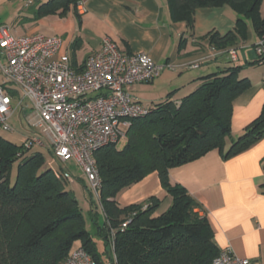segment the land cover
<instances>
[{
  "label": "trees",
  "instance_id": "16d2710c",
  "mask_svg": "<svg viewBox=\"0 0 264 264\" xmlns=\"http://www.w3.org/2000/svg\"><path fill=\"white\" fill-rule=\"evenodd\" d=\"M80 1L48 0L37 7L36 17H65L69 11L78 17ZM262 1L167 3L171 21L184 23L189 32L197 9L230 7L236 13L233 30L222 36L213 30L201 38L211 48L225 50L245 40L247 22L259 40L264 38ZM261 61L255 57L254 63L264 64ZM242 69L229 62L198 78V86L179 101L172 99L171 92L163 101L144 106L146 113L131 119L121 148L109 144L94 152L100 188L96 201L88 192L91 232L85 228L74 196L65 190L68 183L59 181L54 171L44 167L41 154L29 153L36 148L27 150L23 147L25 140L15 146L0 137V264H61L76 247L96 264H212L221 251L213 231L206 216L199 214L198 203L182 186L170 182L169 170L196 161L212 150L229 160L264 138L263 105L259 116L224 150L225 140L231 136L232 102L249 87V81L240 77ZM15 162L16 175L10 184ZM151 173L157 174L171 199L165 211L158 213L160 201L155 197L125 207L116 203L121 191ZM95 238L101 243L100 249Z\"/></svg>",
  "mask_w": 264,
  "mask_h": 264
},
{
  "label": "crops",
  "instance_id": "0c3cea01",
  "mask_svg": "<svg viewBox=\"0 0 264 264\" xmlns=\"http://www.w3.org/2000/svg\"><path fill=\"white\" fill-rule=\"evenodd\" d=\"M33 5L23 8L28 10ZM21 13L11 22L10 34L59 37V53L67 54L76 68L80 69L87 57L100 50L103 38L112 40L122 52L145 53L156 65L166 66L154 81L130 88L133 100L145 107L163 101L171 92L172 99L179 101L198 86V78L231 62L228 48L215 50L201 39L213 30L221 36L233 30L236 13L227 6L197 9L192 32L184 23L171 21L167 0H81L78 17L69 11L64 19H41L35 11L34 17L39 20L33 26H27L23 19L31 18ZM260 15L264 18V0ZM20 18L23 21L18 24ZM45 29L49 34L43 35ZM258 40L247 22L245 40L231 47L236 52L234 65L243 67L240 77L249 81V87L232 102L231 136L225 140V151L259 116L264 105V64L254 63L253 46ZM191 63H198V67H183ZM22 128L25 140L27 129ZM169 179L198 203L199 214L206 216L220 250L229 249L252 264H264V138L226 161L218 150H212L196 161L170 169ZM150 197L160 201L158 211H165L171 203L156 173L121 191L115 201L125 207Z\"/></svg>",
  "mask_w": 264,
  "mask_h": 264
},
{
  "label": "built area",
  "instance_id": "2783aa9c",
  "mask_svg": "<svg viewBox=\"0 0 264 264\" xmlns=\"http://www.w3.org/2000/svg\"><path fill=\"white\" fill-rule=\"evenodd\" d=\"M19 1L29 7L36 0ZM61 44L59 37H14L8 26L0 25V126L12 131L8 122L18 112V121L23 122V116L27 127L24 149L48 151L60 166L54 175L63 183L72 180L65 164L75 161L97 197L100 179L94 152L125 140L131 119L146 113L131 97L130 88L154 81L166 66L156 65L145 53L122 52L103 38L100 50L79 69L67 54L59 53ZM253 52L264 63V38L256 42ZM227 54L235 63V49L228 48ZM183 67L196 69L198 63ZM110 248L113 252L112 240ZM61 264L96 263L76 247ZM212 264L252 263L223 249Z\"/></svg>",
  "mask_w": 264,
  "mask_h": 264
},
{
  "label": "rangeland",
  "instance_id": "374dc122",
  "mask_svg": "<svg viewBox=\"0 0 264 264\" xmlns=\"http://www.w3.org/2000/svg\"><path fill=\"white\" fill-rule=\"evenodd\" d=\"M42 4L41 2H37L35 3L30 9H24V2L19 1V0H0V23L3 25H6L10 28V24L11 22H13L15 20V18L18 16V12L22 11L21 14H23V16L31 18L30 21L26 19L25 22H27V26H33L32 24L36 23L38 20L34 17L35 16V11L37 9V7ZM19 10V11H18ZM69 14V13H68ZM68 14L65 17H59L57 15H43L41 17L42 18H46V17H57L59 19H64L68 16ZM21 18L18 21V24H20V21H23ZM43 31V35H47L49 34V30L45 29L42 30ZM26 36H31V35H26ZM20 37V36H19ZM17 115L18 112L15 113V115H13L12 119H10V121L8 122L9 126L12 128V131H8L3 129L0 126V137L2 139H4L5 141L15 145V146H19L21 145L22 140H24V132H23V128L22 126L26 127L25 121H24V117L21 116V119L23 122L19 123V121L17 120ZM22 125V126H21ZM27 129V127H26ZM124 144V141H120L116 146L117 148H121ZM34 152H38L39 154L42 155L43 159H44V167L45 168H49L54 172L59 171L60 166L58 163H56L53 158L51 157V155L49 154L48 151L44 150V149H32L29 151V153H34ZM18 165V162H15V164L13 165L10 174H9V182L10 184H12L14 182V178L16 175V166ZM65 169L67 170V172L70 174L71 177V182L67 184V186L65 187V190L69 191L75 198V200L77 201L80 209L82 210V214L85 220V228L87 231L91 232L92 228L90 226V221L89 218L87 216V211L89 210V204H90V196L89 193L92 194V191L88 185V183L85 181L84 176L82 174V172L80 171V169L78 168V165L76 164L75 161L71 160L70 162L65 164ZM84 185L87 187L85 190ZM89 192V193H88ZM93 199L96 201V197L92 194ZM163 212V210L160 209V211H158V213ZM95 242L97 243V247L100 249L101 248V243L100 241H98L95 238Z\"/></svg>",
  "mask_w": 264,
  "mask_h": 264
}]
</instances>
